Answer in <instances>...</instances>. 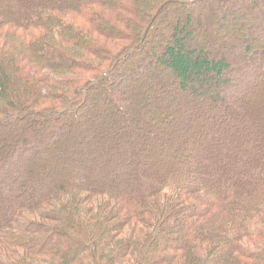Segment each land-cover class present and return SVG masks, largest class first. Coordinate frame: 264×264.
Here are the masks:
<instances>
[{
    "label": "trees",
    "instance_id": "16d2710c",
    "mask_svg": "<svg viewBox=\"0 0 264 264\" xmlns=\"http://www.w3.org/2000/svg\"><path fill=\"white\" fill-rule=\"evenodd\" d=\"M9 3L0 264H264V0ZM103 89L114 113L94 111ZM76 121L88 153L107 151L102 167L134 158L146 176L107 183L78 160L60 168L76 164V178L19 185L28 157H51ZM1 126L35 131L1 139Z\"/></svg>",
    "mask_w": 264,
    "mask_h": 264
},
{
    "label": "rangeland",
    "instance_id": "374dc122",
    "mask_svg": "<svg viewBox=\"0 0 264 264\" xmlns=\"http://www.w3.org/2000/svg\"><path fill=\"white\" fill-rule=\"evenodd\" d=\"M78 1H80V0H78ZM61 2L62 1H59V3H61ZM75 2H77V1H73V3H75ZM10 5L11 4L9 3V0H0V9H2L4 11H6V9H12V7ZM18 9L21 12V4L20 3H18ZM41 74L47 75V74H49V72L45 69H42ZM99 92H100L99 96L94 101V103H97L96 104L97 106L94 107V111L97 110V108H101L102 106L110 109L112 112H113L112 109L116 110L117 108L115 106H112V105L107 106V104H106L107 101L102 100V97L105 94H107V89L99 90ZM91 96H92V98L90 99V102L92 103L93 102V95H91ZM108 96L110 97V93L108 94ZM187 100H189V99H187ZM102 102H105V103H103V105H102ZM110 120L111 119L104 118L102 120L103 122H101L99 120V121H97V123H94L90 119H87L86 121H88V123L90 122L93 125L92 128L94 130H96L94 128V126H97V124H98V126H97L98 128L97 127L96 128L99 130H102V128H104V126L110 125L113 123ZM73 124H75V123H72V125H70L72 127L66 133V136L64 137L65 139L58 140V143L56 144V148H55V145L50 146V147H52L51 148L52 150H50L48 153H50L51 157H45V156H41V157L39 156L36 158H34L32 156H31V158L28 157L29 160L28 161L26 160L27 161V162H25L26 164H24V166H22L21 170L19 171L21 173L24 171V174L21 175L20 178L16 177L14 179V180L18 181L19 185H24V183H25L24 181H26V184L30 183V185L32 187H34V186H36V184H38L44 180L43 184H48V186H51V185H53V182H52L53 179L62 178V179H66V180L68 179L69 180L72 178H76L82 172V171H80V169L74 168V166L76 164L73 166H70L68 168H65V166L70 165L71 162L77 163L78 160L85 163V165L87 167L86 169H83L85 172L89 171L90 172L89 174L97 176L100 179L102 178V179H104L105 182L107 181V183H108V180L110 179V177L114 178V182L118 184V183L124 182L129 177L133 179V178H141L143 176H146L147 172L140 168V166H139L140 164H137L136 161H132V160H134V158H132L131 161L130 160H123V159L111 160L109 162V165L102 167L103 162H105L104 159H106V155H107L106 152L107 151H103V149L101 150L100 148L93 150L92 148L89 147V153H88L86 151V149H88V148H86V146H85V145H87L86 142L85 141L81 142V141L85 137V135H86V137H89V136H87V134L91 131L89 125H86V127L78 126V125H82L81 122H79V121H76L75 126H73ZM1 127L3 128V129L1 128V133H2L1 139H10L13 137V135L17 134L20 131H24L25 133H28V135L32 134L33 131H35L32 129L33 126L28 128V129L23 128L22 130H20L17 126H11V129H8V130H6V128H4V126H1ZM68 128L69 127L67 125V129ZM28 135H26V136H28ZM94 136H95V134H93L90 139L94 138ZM108 137H109L108 135L104 136V134H101V140L98 141L99 145H102V144L105 145V144L109 143ZM64 140H65V143H64ZM78 141H79V143H81V145L78 144ZM190 146H192L191 149L194 150V146L193 145H190ZM263 146H264V142H263ZM145 147H146V150L144 152H147V151L150 152L151 150L156 148L153 145V143H151V142H149ZM29 148H30V146H29ZM32 148H34V146H32L30 149H32ZM187 148H189V147H185V149H187ZM205 148H206V146H205ZM34 149H36V145H35ZM196 150H198L197 147H196ZM0 153H2V152H0ZM2 155H4V152L2 153ZM215 156L218 157V158H216V160L221 159V165H225V163H224L225 162V156L222 152H216ZM52 157L55 159H53ZM230 157L232 159V156H230ZM146 158L148 159V161L154 160V159H151L149 157H146ZM231 159L228 161H231ZM244 164H246V163L244 162ZM40 165L51 166L55 170H53L52 172H49L47 170L48 168L47 169L41 168ZM61 165H65L64 169H62V171L60 170ZM224 167L226 170H227V168L230 169V171L232 169L234 172L233 175H237V172L239 170V169L237 170L236 168H233V167H229V165H227V164ZM241 171L242 170H240V172ZM217 172L220 173V170H218ZM105 175H107V176L105 177ZM12 180L13 179L11 177L9 182H7L5 185H3L4 187L0 189V201L2 203L6 202V198L1 197V196H4V195L7 196V191H10L11 190L10 188L12 187L10 185ZM43 190H45V189H43ZM26 215H30V213L26 212Z\"/></svg>",
    "mask_w": 264,
    "mask_h": 264
}]
</instances>
